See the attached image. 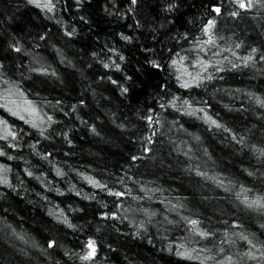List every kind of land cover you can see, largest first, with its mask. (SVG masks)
I'll return each mask as SVG.
<instances>
[{"label":"clouds","instance_id":"obj_1","mask_svg":"<svg viewBox=\"0 0 264 264\" xmlns=\"http://www.w3.org/2000/svg\"><path fill=\"white\" fill-rule=\"evenodd\" d=\"M51 3L0 0V264H177L178 232L204 264H264V0H227L188 79L197 0Z\"/></svg>","mask_w":264,"mask_h":264},{"label":"trees","instance_id":"obj_2","mask_svg":"<svg viewBox=\"0 0 264 264\" xmlns=\"http://www.w3.org/2000/svg\"><path fill=\"white\" fill-rule=\"evenodd\" d=\"M43 2H47V0H43ZM127 2H128V0H118V6L123 9L126 7ZM53 3H55V0H53ZM69 3H71V0H69ZM214 4L222 7L221 13L218 14L215 12V10L213 8ZM237 7H239L238 4H237ZM29 8L33 12L40 13V14H43V12L45 11V9L38 6V3L37 4L33 3V4L29 5ZM197 8L199 9L198 14L200 15L201 19H203L205 21V24H207L209 20L214 19V18H218L220 15L224 14L226 11L231 10L227 5V0H197ZM68 10L74 11V9H71V8ZM129 22H131L130 16H129V19L122 21V23L124 24L125 27H126L127 23H129ZM220 23H221V21L219 19H216V24L219 25ZM215 31H216V28L213 27L211 34H213V32H215ZM214 39H215V37H214ZM205 40H207L206 35L204 36L203 40H201L197 36L195 41H193V40L188 41L189 44H193V43L198 44L199 48L193 49V55H192L191 59L189 60L188 58H186L183 61V66H181L180 64L172 66V69L176 73L177 77H182L184 79H188L189 76L184 75L185 72L191 73L192 76H195L197 71H199L201 75L204 74V71H201L200 66L197 65L195 62L197 59H200L202 62L210 60L207 49L209 47H213V45L203 43ZM217 43H219V41H217ZM200 49H203V52H200ZM214 51H217L219 53L218 49H214ZM174 52H176L177 54L174 55L172 57V59L179 60V58L181 56H184L183 53H179V49H174ZM197 53H199V54L197 55ZM218 58H220L219 55H218ZM210 67H211V65L209 64L207 66V70L210 71ZM209 115H212V113L209 112ZM145 123H148V122L145 121ZM8 134H9L8 128L0 127V137H3V136L8 135ZM149 148H150V146H149ZM133 154H135V153H133ZM128 159H131V157H128ZM0 163L10 164L13 162L8 160L6 157H0ZM97 178H99V177H97ZM29 179H31V178H29ZM39 187H42V186H38V188ZM87 187L91 188L92 186L89 184V185H87ZM121 191H123V189H121ZM53 195H55V194H53ZM104 195L106 198H108L110 200L124 201V200L130 199V197H128L127 195H125L123 197L109 196V194H104ZM165 195H167V193ZM244 195H247V193H245ZM51 212L54 215L59 214L57 212V209L54 207L51 209ZM193 219H197V218L193 217ZM191 227L193 228V225H191ZM198 227H201V226L198 225ZM167 243L173 249V253H172L173 261L177 262V264H204V262L202 260H200L199 258H193V254H192L190 248L188 247L187 241L184 239V234L182 232H178V233L170 236L167 240ZM86 247H87V245H86ZM89 251H90V249H89ZM185 251L188 252L187 256L177 255L178 252H185Z\"/></svg>","mask_w":264,"mask_h":264},{"label":"snow or ice","instance_id":"obj_3","mask_svg":"<svg viewBox=\"0 0 264 264\" xmlns=\"http://www.w3.org/2000/svg\"><path fill=\"white\" fill-rule=\"evenodd\" d=\"M238 6L241 8V9H246L249 7V3H248V0H236ZM33 3L34 4H37L38 3V6L41 7V8H47V9H51L52 7V3H51V0H47V2H43V0H33ZM213 8L215 10L216 13H221L222 12V7L221 6H217V5H213ZM235 15V13H233ZM215 25V20L214 19H211L208 21L207 24H205L204 26V32H205V35L207 36V40H205L203 43L205 44H212L214 42V36L212 33V28L213 26ZM197 47H199V45H197ZM251 57H249L250 59ZM186 59V57L184 56H181L179 58V60H176V59H173L172 60V64L173 65H177V64H180L181 66H183V61ZM197 65L200 66L201 68V71H206L207 70V66L210 64L209 61H201L200 59H197L196 62H195ZM158 67V66H157ZM184 75H188L189 77L192 76L191 73H188V72H185ZM195 77L196 78H199L200 77V72H197L195 74ZM32 111H35V109H33ZM146 121L147 122H151L152 121V117L151 116H147L146 118ZM206 119H209L211 120V123L213 125H217V121L215 119H213L212 117L208 116L206 114ZM146 152H150L151 149L149 148H145L144 149ZM133 160L136 159L135 156L132 157ZM5 179V168L0 165V182H3ZM89 182H94L93 179L90 178ZM115 195L117 196H120V197H123L126 195V193L124 192H116ZM245 200L247 201L248 200V197H245ZM250 206L252 207H257V208H264V197H256L255 199L251 200L250 201ZM107 213H103L102 212V216H106ZM112 216L115 217L116 216V213L113 212L112 213ZM191 223V225H193V228L196 232H199L201 235H204V233L201 231V229L198 227V221L196 219H192L189 221ZM87 247L90 249V251L86 254L85 257H83L84 259H87L88 257H91V256H94L95 255V251H96V245L95 243L89 239L88 241V245ZM177 255H180V256H187L188 255V252L185 251V252H178Z\"/></svg>","mask_w":264,"mask_h":264}]
</instances>
